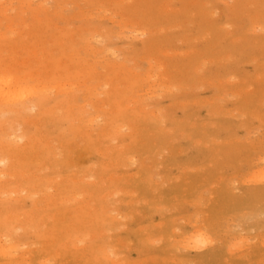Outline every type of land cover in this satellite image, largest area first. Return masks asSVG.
<instances>
[{"label":"rangeland","instance_id":"1","mask_svg":"<svg viewBox=\"0 0 264 264\" xmlns=\"http://www.w3.org/2000/svg\"><path fill=\"white\" fill-rule=\"evenodd\" d=\"M0 79V264H264V0H3Z\"/></svg>","mask_w":264,"mask_h":264},{"label":"bare ground","instance_id":"2","mask_svg":"<svg viewBox=\"0 0 264 264\" xmlns=\"http://www.w3.org/2000/svg\"><path fill=\"white\" fill-rule=\"evenodd\" d=\"M1 2L3 1V0H0ZM1 80V79H0ZM4 81V80H3ZM1 82V83H3L4 84V82ZM6 82H8V81H6ZM2 86V85H1ZM8 87H9V85H8ZM4 90V89H3ZM0 91H2V87H1V89H0ZM5 91V90H4ZM4 91H2V92H4ZM1 93V92H0ZM5 93H3V95H4ZM2 95V94H1ZM0 99H2V96L0 97ZM200 241V240H199ZM189 248V247H188ZM190 248L192 249V247L190 246ZM197 247L195 246V248L193 247V249H196Z\"/></svg>","mask_w":264,"mask_h":264}]
</instances>
